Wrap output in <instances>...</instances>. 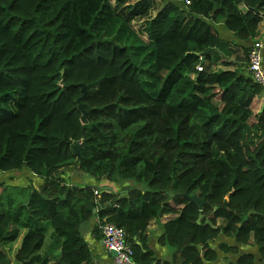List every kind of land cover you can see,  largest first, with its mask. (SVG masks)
I'll return each instance as SVG.
<instances>
[{
    "label": "trees",
    "instance_id": "trees-1",
    "mask_svg": "<svg viewBox=\"0 0 264 264\" xmlns=\"http://www.w3.org/2000/svg\"><path fill=\"white\" fill-rule=\"evenodd\" d=\"M159 1L0 0V172L41 179L17 200L0 183V264H96L88 201L137 263L264 264V88L250 46L212 25L254 40L264 0ZM69 167L88 180L66 182ZM153 218L171 259L148 245Z\"/></svg>",
    "mask_w": 264,
    "mask_h": 264
},
{
    "label": "crops",
    "instance_id": "crops-1",
    "mask_svg": "<svg viewBox=\"0 0 264 264\" xmlns=\"http://www.w3.org/2000/svg\"><path fill=\"white\" fill-rule=\"evenodd\" d=\"M159 3L161 4L160 1H159ZM212 25L216 29V31L218 32V35L221 39L228 40V41H235L237 43H240L241 45H244L245 47L251 46L252 42L255 39H257L259 37V35L264 34V26H262L258 30V35L255 37L254 40L248 39V40H244V41H238L234 37L233 33L229 29L226 28V26L224 25L222 20L215 22V23H212ZM213 66L216 69L219 68L218 64H214ZM263 66H264V49H263ZM22 170H26V169H22ZM71 170H72L71 167L66 168L63 170V172L61 174V176L63 177V179L66 182L80 184V183H83L84 181L88 180V178H86V175H83V174L81 175L78 172H75V174L72 176ZM24 173L26 175H28V171L24 172ZM36 178H38V177H36ZM34 183H35L34 181L32 183L26 182V183H22V185L33 184L34 186H38L41 183V179L39 178L37 184H34ZM114 186H115L114 191H119V192L123 191L121 186H119V185H117V186L114 185ZM96 212H97V209L95 212H92L93 215L88 219L90 221L89 224L82 226V231L85 233L84 238H85L86 242L88 243V246H89L91 253H92L93 260L96 264H114L112 251H108L103 246V244L101 242V235L98 234L100 232L97 231L98 228H97V230L94 229V226L97 224V220H98ZM80 228H81V226H80ZM159 232H160V229H159L157 219L156 218L151 219L149 222V225L146 229V232H145V234L148 237V245L154 251L156 256H158L159 258H161V259L170 258L171 259V257L173 256V252L171 250H169V247L165 246V245L158 244L156 241V238H157ZM221 239L226 241L227 243H230V241H231L230 239H227L224 237H222ZM18 244H19V241L17 243H15V247ZM240 250H243V251L249 250L253 253L255 252V250L251 249V247H249L247 249L241 248ZM226 259H228L227 262H224V261H226ZM234 260H235V256L229 255V253H223L222 252L219 255V259L217 261V264H233Z\"/></svg>",
    "mask_w": 264,
    "mask_h": 264
},
{
    "label": "built area",
    "instance_id": "built-area-1",
    "mask_svg": "<svg viewBox=\"0 0 264 264\" xmlns=\"http://www.w3.org/2000/svg\"><path fill=\"white\" fill-rule=\"evenodd\" d=\"M177 3L187 5L190 0H173ZM263 40H254L248 50L247 74L252 80L264 88V66H263ZM202 61V57L199 56ZM197 70H202L203 65L199 63ZM94 194H99V189H94ZM101 242L108 251H113L114 264H140L133 260V250L126 242L125 231L114 223H104L99 226Z\"/></svg>",
    "mask_w": 264,
    "mask_h": 264
},
{
    "label": "rangeland",
    "instance_id": "rangeland-1",
    "mask_svg": "<svg viewBox=\"0 0 264 264\" xmlns=\"http://www.w3.org/2000/svg\"><path fill=\"white\" fill-rule=\"evenodd\" d=\"M152 13V12H151ZM141 22L142 21H130V25L135 29V31H138L141 28ZM27 170V169H26ZM26 170H16V171H11V172H0V183L3 182L4 185L7 186V191L9 192V194H13L14 199L17 200L21 199L23 197H25V195L27 194V190L25 188H23L22 183H26V182H35L34 184L38 183L39 178H36L35 175H33L32 173H29L28 171V175H26L24 172H27ZM72 176L75 174V171L72 169ZM32 174V175H31ZM121 188V187H120ZM89 220H86L85 222H83L81 224V233L82 236L84 238L85 233L82 231V226L84 225H88L89 224ZM85 239V238H84ZM169 250H171L173 252V249L169 247ZM10 258H13L12 254L9 253L8 255ZM170 259V258H168ZM228 259H226L227 262Z\"/></svg>",
    "mask_w": 264,
    "mask_h": 264
},
{
    "label": "water",
    "instance_id": "water-1",
    "mask_svg": "<svg viewBox=\"0 0 264 264\" xmlns=\"http://www.w3.org/2000/svg\"><path fill=\"white\" fill-rule=\"evenodd\" d=\"M85 90H86L85 89V86L82 85L83 94L85 93ZM77 103H78V107L81 109V112H82L81 119H82V121H85L86 120V112L84 110V107H83L82 103L80 102V98L77 99ZM84 144H85V140L72 143L71 148H72L73 153L77 156V158H80L81 157L80 150H81V148H82V146ZM184 196L187 199L195 202V204L198 206L199 209H201L202 206H203V204L205 203V197L200 198L196 194H188L187 192L184 193ZM86 208L88 210L91 209L92 212H95L96 211V207L94 206L93 202H91V201H88L86 203ZM199 218H200V216L198 217L197 221H199ZM112 253L114 254L113 251H112Z\"/></svg>",
    "mask_w": 264,
    "mask_h": 264
}]
</instances>
